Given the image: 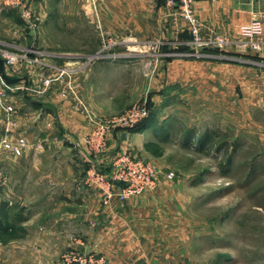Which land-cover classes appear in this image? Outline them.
<instances>
[{
  "label": "rangeland",
  "instance_id": "rangeland-1",
  "mask_svg": "<svg viewBox=\"0 0 264 264\" xmlns=\"http://www.w3.org/2000/svg\"><path fill=\"white\" fill-rule=\"evenodd\" d=\"M25 4L32 10L34 31L21 16V4L0 3L2 17H8L0 19V39L22 52L30 47L39 51L33 54L39 62L21 64L22 76L30 81L26 94L39 104L28 115L30 124L43 120L44 99L53 95L89 127L79 135L67 130L64 138L49 132L48 139L46 132L36 131L31 141L19 139V156L27 149L58 152L68 140L65 147L81 163L85 185L101 193V202L132 201L135 209L129 243L108 242L106 252L102 239L88 234L98 223L92 218L88 225L66 229L68 243L59 263L75 246L102 258L103 264H110L109 255L122 256L116 264H264V62L257 63L254 50L243 46L241 28L251 21L234 36L210 30L197 15L205 30L241 42L225 49L201 48L166 0ZM53 66L65 73L39 93L41 77L54 75ZM20 96L0 99L5 122L0 142L7 147L24 111ZM143 109L145 116L129 119ZM89 115L109 125L100 145L87 142L96 129ZM68 116L75 119L71 112ZM147 118L149 124L137 128ZM149 142L160 145L159 155L145 148ZM120 155L154 165L156 188L106 201L98 185L86 182L91 164L109 173ZM8 230L0 227V264H28L25 240L36 233Z\"/></svg>",
  "mask_w": 264,
  "mask_h": 264
},
{
  "label": "crops",
  "instance_id": "crops-1",
  "mask_svg": "<svg viewBox=\"0 0 264 264\" xmlns=\"http://www.w3.org/2000/svg\"><path fill=\"white\" fill-rule=\"evenodd\" d=\"M194 10L208 23L210 30H220L234 36L239 33L241 24L251 21L255 14L264 26V0H195ZM1 14L3 12L0 10L1 20L8 19ZM254 54L260 60L257 63L264 62V51ZM16 98L25 103L24 111L16 119L14 132L19 133L11 135L14 140L10 141L9 147L0 142V200L3 199L0 221L2 227L24 228L28 234L36 233L34 236L27 235L28 239L25 240L30 245L27 247V254L30 255L28 264H60V254L68 243L66 229L88 225L92 218L98 223L94 229L90 228L88 234L96 241L102 239L99 244L106 252L108 242L129 243L131 238L127 230L131 227L130 215L135 212L132 201L115 199L110 204L102 203L101 193L85 185L86 174L81 163L72 158L71 149L65 147L68 140H64L66 144L59 147L58 152H51L48 148L46 152L35 153L27 149L19 156L14 151L15 147H20V138L26 136L31 141L36 131L63 133V138L67 130L79 135L89 127L83 118L70 111L67 102L61 97L49 95L45 97L41 110L46 116L32 125L28 115L39 104L29 94ZM68 111L75 119L68 116ZM2 113L3 106L0 103V116H3ZM4 126L5 122L0 118V139L5 138ZM22 165L26 166L22 168ZM38 228L42 230V236L37 235L40 232ZM108 257L110 264H116L117 258L120 260L122 256Z\"/></svg>",
  "mask_w": 264,
  "mask_h": 264
},
{
  "label": "built area",
  "instance_id": "built-area-1",
  "mask_svg": "<svg viewBox=\"0 0 264 264\" xmlns=\"http://www.w3.org/2000/svg\"><path fill=\"white\" fill-rule=\"evenodd\" d=\"M195 0H166V5L169 8H175L181 18L185 20L193 36V43L198 47H217L225 49L228 46L235 45L238 42L229 37H225L217 32H209L204 29V23L197 16L194 10ZM25 0H0V3L18 7L20 4L23 7L21 16L25 19L29 27L34 31L35 24L33 23L32 10L29 6L24 5ZM241 36L245 39L243 46L254 50V52L264 51V26L262 20L257 14L253 16L251 22L241 28ZM18 45L0 39V56L5 63V69L10 77H17L19 81L16 83H8L4 80L0 73V99L13 97L18 94L28 93L30 90V81L27 77L22 76L21 64L39 62L34 55L39 53L32 47L22 52ZM35 53V54H34ZM34 54V55H33ZM54 75H43L40 79L41 91L45 93L49 90L53 82L65 73L64 68L55 67ZM142 112V113H141ZM141 112L133 113L129 119L133 122L138 120L147 113L145 109ZM94 126L96 127L92 137L87 139V142L100 145V138L107 132L109 126L106 122L98 121L93 116L89 115ZM127 122V121H126ZM11 126H14V121H11ZM94 137H97L95 139ZM17 154L21 153L20 148L15 147ZM158 170L151 163H147L141 159L132 157L131 155H120L114 160V168L109 172L97 171L94 164H91L87 174L86 182L90 185H98L103 191L104 197L110 200L114 196H119L122 199H127L130 196L142 193L145 190L155 189L158 184ZM0 227L2 223L0 222ZM64 264H103V259L98 258L95 254H84L75 246L71 247L63 255Z\"/></svg>",
  "mask_w": 264,
  "mask_h": 264
},
{
  "label": "trees",
  "instance_id": "trees-1",
  "mask_svg": "<svg viewBox=\"0 0 264 264\" xmlns=\"http://www.w3.org/2000/svg\"><path fill=\"white\" fill-rule=\"evenodd\" d=\"M257 57V56H256ZM149 119H145L142 123H140L137 128H140V127H146L148 124H149ZM145 148L150 151L152 154L154 155H159L161 153V148H160V145L158 143H155V142H149L145 145ZM9 227V226H8ZM6 227V228H8ZM14 229L12 227H9V230L8 232L11 233L13 232Z\"/></svg>",
  "mask_w": 264,
  "mask_h": 264
},
{
  "label": "water",
  "instance_id": "water-1",
  "mask_svg": "<svg viewBox=\"0 0 264 264\" xmlns=\"http://www.w3.org/2000/svg\"><path fill=\"white\" fill-rule=\"evenodd\" d=\"M0 73L2 75V77L4 78V80L8 83H16L19 81V78L17 77H10L5 69V63L3 58L0 56Z\"/></svg>",
  "mask_w": 264,
  "mask_h": 264
}]
</instances>
